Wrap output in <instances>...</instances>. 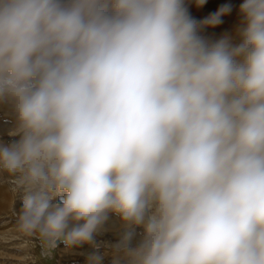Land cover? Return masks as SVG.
I'll use <instances>...</instances> for the list:
<instances>
[{
  "label": "clouds",
  "instance_id": "9594fccd",
  "mask_svg": "<svg viewBox=\"0 0 264 264\" xmlns=\"http://www.w3.org/2000/svg\"><path fill=\"white\" fill-rule=\"evenodd\" d=\"M232 11L0 0V173L41 256L264 264V0H242L234 36L202 35Z\"/></svg>",
  "mask_w": 264,
  "mask_h": 264
},
{
  "label": "rangeland",
  "instance_id": "374dc122",
  "mask_svg": "<svg viewBox=\"0 0 264 264\" xmlns=\"http://www.w3.org/2000/svg\"><path fill=\"white\" fill-rule=\"evenodd\" d=\"M206 2L207 6L202 8L197 6L196 0H185L191 16L197 21L204 20L225 3H230L233 6V11L221 18L223 21L221 24L215 27H205L202 35L210 41L220 39L225 35L234 36L235 30L241 22L238 8L242 0H206ZM5 124L6 120L0 113V139L7 141L10 137L4 132ZM10 179L7 173H0V264H42L43 257L40 255L39 243L34 238L26 237L18 231L17 216L21 207L20 193L13 191V177L12 180ZM116 238L115 230H111L97 236V241L114 242ZM92 251L93 249L88 245L70 250H65L61 245L51 257H48V263L45 264H87L86 257ZM103 251L102 248L101 252ZM53 259L55 261L50 263ZM102 264H112L111 255H106Z\"/></svg>",
  "mask_w": 264,
  "mask_h": 264
},
{
  "label": "bare ground",
  "instance_id": "6f19581e",
  "mask_svg": "<svg viewBox=\"0 0 264 264\" xmlns=\"http://www.w3.org/2000/svg\"><path fill=\"white\" fill-rule=\"evenodd\" d=\"M10 178H11L10 180H12V177H10ZM3 180L5 181V178ZM40 252H41V250H40ZM42 257H43V263L42 264L48 263V257H44V256H42ZM54 261H55V259L51 260L50 263H53Z\"/></svg>",
  "mask_w": 264,
  "mask_h": 264
},
{
  "label": "crops",
  "instance_id": "0c3cea01",
  "mask_svg": "<svg viewBox=\"0 0 264 264\" xmlns=\"http://www.w3.org/2000/svg\"><path fill=\"white\" fill-rule=\"evenodd\" d=\"M190 6H191V5H190ZM206 6H207V2H206L204 5L200 6V7L203 8V7H206Z\"/></svg>",
  "mask_w": 264,
  "mask_h": 264
}]
</instances>
